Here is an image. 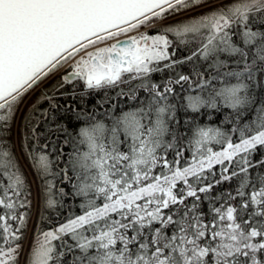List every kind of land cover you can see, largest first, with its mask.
I'll use <instances>...</instances> for the list:
<instances>
[{
    "label": "snow or ice",
    "instance_id": "snow-or-ice-1",
    "mask_svg": "<svg viewBox=\"0 0 264 264\" xmlns=\"http://www.w3.org/2000/svg\"><path fill=\"white\" fill-rule=\"evenodd\" d=\"M0 264H264V0H0Z\"/></svg>",
    "mask_w": 264,
    "mask_h": 264
}]
</instances>
